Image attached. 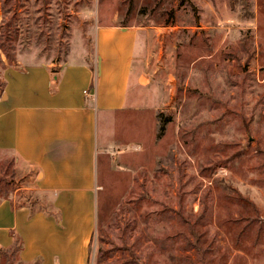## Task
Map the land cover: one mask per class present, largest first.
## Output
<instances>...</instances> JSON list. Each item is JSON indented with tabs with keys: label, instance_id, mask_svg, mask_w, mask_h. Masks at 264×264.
Returning a JSON list of instances; mask_svg holds the SVG:
<instances>
[{
	"label": "rangeland",
	"instance_id": "374dc122",
	"mask_svg": "<svg viewBox=\"0 0 264 264\" xmlns=\"http://www.w3.org/2000/svg\"><path fill=\"white\" fill-rule=\"evenodd\" d=\"M97 24L136 27L140 51L100 122L88 264H264V0H0V97L21 54L90 58ZM28 167L0 151V200L42 207ZM18 244L0 264H41Z\"/></svg>",
	"mask_w": 264,
	"mask_h": 264
},
{
	"label": "crops",
	"instance_id": "0c3cea01",
	"mask_svg": "<svg viewBox=\"0 0 264 264\" xmlns=\"http://www.w3.org/2000/svg\"><path fill=\"white\" fill-rule=\"evenodd\" d=\"M93 33L90 58L83 49L53 68L24 54L5 70L0 151L13 152L29 166L27 179L45 200L38 209L17 205L11 197L0 200V263L2 251L18 242L28 263L89 262L97 226L98 157L104 152L100 122L107 124L109 115L129 102L140 51L134 26L97 24Z\"/></svg>",
	"mask_w": 264,
	"mask_h": 264
},
{
	"label": "trees",
	"instance_id": "16d2710c",
	"mask_svg": "<svg viewBox=\"0 0 264 264\" xmlns=\"http://www.w3.org/2000/svg\"><path fill=\"white\" fill-rule=\"evenodd\" d=\"M1 40H2V42H5V41L15 42V41L19 40L18 37H17V29H15V30L10 29V30H8V32H6L5 34H2V38H1ZM1 46H2V48L5 47L4 44H2ZM20 56H24V55L21 54ZM4 68H5V67H4ZM4 85H5V81H4ZM3 90H4V88H3ZM165 130H166V121L163 120L162 123L160 124V128H159V136H160V137L164 134ZM16 244H17V243H16ZM15 246H16V245H14V247H15ZM14 247H13V248H14ZM20 249H21V244L19 243V244H18V249L16 250V252H17V251L19 252ZM5 252H6V251H2V257L5 255Z\"/></svg>",
	"mask_w": 264,
	"mask_h": 264
}]
</instances>
